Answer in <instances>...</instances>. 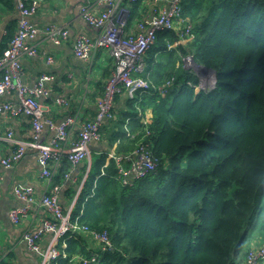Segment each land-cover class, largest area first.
I'll return each mask as SVG.
<instances>
[{
  "label": "trees",
  "instance_id": "1",
  "mask_svg": "<svg viewBox=\"0 0 264 264\" xmlns=\"http://www.w3.org/2000/svg\"><path fill=\"white\" fill-rule=\"evenodd\" d=\"M5 1L13 7V0ZM182 6L181 23L158 33L142 75L149 74L156 85L176 76V86L166 97L142 98L140 108L150 116L147 128L137 118V99H126L118 112L114 107L115 119L106 122L111 128L102 132L107 150L93 156L73 212L74 217L83 213L81 224L109 233L114 250L102 255L101 264H243L247 241L264 238V0H182ZM127 7L130 30L146 5L139 0ZM188 23L191 39L182 38ZM15 34L10 25L0 56ZM189 55L196 65L216 72L213 90L196 92L187 84L199 83L193 71L184 69L183 57ZM127 118H134V140L126 138ZM142 139L160 167L123 186L113 159L104 168L109 150L119 141L115 154L126 155ZM83 164L78 165L80 182L66 188L67 202L87 173L88 163ZM72 168L67 158L53 163L51 186L66 185ZM60 203L66 210L62 191ZM83 237L66 241L70 258L91 256Z\"/></svg>",
  "mask_w": 264,
  "mask_h": 264
},
{
  "label": "built area",
  "instance_id": "2",
  "mask_svg": "<svg viewBox=\"0 0 264 264\" xmlns=\"http://www.w3.org/2000/svg\"><path fill=\"white\" fill-rule=\"evenodd\" d=\"M48 0H15L19 13L18 29L8 48L0 56V98L12 97V100L0 102V116L28 117L32 125V139L28 142L16 141L17 149L10 155L0 158V172L13 168L21 161L30 150L36 151L39 155L38 162L41 166V178L51 180L53 163H60L62 154L59 147L61 142L67 141L73 128L78 124L77 118L73 115L65 117L56 122L47 116V108L40 99H50L51 90L48 83L55 77L43 74L33 85L28 86L24 82L25 69L21 62L23 56L38 57L39 49L36 44L28 45V41H35L39 37L51 42L55 46H61L70 38V30L65 26L48 25L40 28L34 23L33 18L37 14L42 3ZM126 0H97V5L104 6L100 12L93 10L90 1L80 7V15L92 28L98 30L100 35L93 40L87 35H78L74 41L73 51L77 58L88 60L97 51L108 49L114 61L111 78L108 80L104 94L98 99L97 113L94 119L81 124L79 137L67 159L76 168L83 162L88 163L87 173L81 180L77 194L71 205L65 210L60 203L62 185L51 186L48 193L42 195L39 200L36 198L35 189L32 186L17 185L14 194L23 206L10 211V220L13 224H19L27 218L29 211L34 205H39L51 219H45L42 225L32 232L24 234V241L31 252L41 256L39 264H58L62 260H69L70 263L80 264H101L102 255L112 252L114 245L107 231L99 232L90 229L87 225L80 223L82 212L77 217L73 212L78 198L83 190L88 177V171L92 165V144L102 141V127L115 119L113 109L117 95L125 94L127 99L136 100L138 110L137 118L141 123L148 125L150 116L140 108V103L145 95H159L166 97L176 86V76L162 85H156L148 74L146 78L142 75L145 71V57L147 52L157 41L160 32L171 31L178 28L181 23L183 6L182 0H142L145 5L142 19L136 24L134 30L127 31V21L124 18L128 8L123 7ZM139 0H128L129 3H136ZM190 22V21H189ZM193 37V25L188 23L184 26L182 38ZM180 41L169 45V49L177 47ZM48 57V63L52 62ZM184 67L187 70L199 73L192 55L183 57ZM213 77V76H212ZM214 78V77H213ZM209 83L210 90L216 86L215 80L210 83V76L199 78L197 85L188 82L196 92L205 90ZM213 88V89H212ZM124 90V91H123ZM58 105H68L65 99H56ZM134 118H127L124 124L126 138L136 139L138 133L130 131V123ZM45 129L54 133L48 144L43 143L42 135ZM150 133L147 131L146 136ZM7 139L14 140V131L7 132ZM119 144V141L117 142ZM113 159L117 167V180L123 186H132L137 181L157 173L160 161L153 156L151 148L142 139L136 148L126 155L109 153V158L104 166ZM71 173L66 175V180H71ZM4 178L0 176V191ZM46 234L51 238L45 247L40 241ZM76 234H82L96 241L100 246V253H92L90 257L74 256L69 257L65 251L66 241ZM244 264H264V245L249 250Z\"/></svg>",
  "mask_w": 264,
  "mask_h": 264
},
{
  "label": "crops",
  "instance_id": "3",
  "mask_svg": "<svg viewBox=\"0 0 264 264\" xmlns=\"http://www.w3.org/2000/svg\"><path fill=\"white\" fill-rule=\"evenodd\" d=\"M88 1H90L93 10L100 12L104 9V6L97 5V0H48L42 3L33 18L34 23L40 28L52 24L65 26L70 30V38L61 46H55L43 37H39L35 41H28V45L36 44L38 46V57L23 56L21 58L25 69L24 82L26 85L33 86L43 74L55 77L52 82L48 83L51 90L50 99H40L48 110L47 115L56 122L69 115L77 118L78 124L73 128L69 139L59 147L62 159L67 158V154L72 151L77 142L81 124L94 119L97 113L98 99L103 94L109 79L108 74L111 75L114 66L108 49L97 51L88 60L79 59L74 54L73 45L78 35H87L93 40L100 35V32L90 27L80 15V7ZM13 2L12 7L5 0H0V47L6 29L10 25H14L15 33L17 30L19 13L15 0ZM127 5L128 0L124 2L123 7L128 8ZM130 30H134V28ZM48 57H52L51 63L47 62ZM59 98L65 99L68 105L56 104L55 100ZM126 99V96H122L114 106L116 112L124 108ZM9 100H12V97L0 98V102ZM110 128V125L107 124L106 126L105 123L102 132L107 134V129ZM9 130L14 131V140L7 139ZM53 135L52 131L45 129L42 135L43 143L48 144ZM31 138L32 125L28 117L0 116V158L10 155L17 149L15 140L28 142ZM116 145L117 143L109 150L110 153H115ZM105 150H107L106 139L92 144L93 156L99 155ZM38 157L36 151L30 150L12 169L0 172V176L4 178L0 191V262L3 260L10 264H39L41 262L40 254L31 252L23 237L25 233L38 229L43 221L51 219V216L39 205H34L29 211L28 217L19 224H13L10 220V211L23 206L14 194V188L17 185L32 186L35 189L37 200L48 193L51 188L50 181L41 178L42 171ZM79 168L80 166L72 168V179L67 180L68 183L62 189V202L67 208L72 201L67 202L68 197L65 191L71 183L80 182L77 178ZM50 236L51 234L44 235L40 241L42 247L46 246ZM83 241L91 253H100V246L96 241L85 235ZM251 242L252 246L245 251L248 250L249 252V250L259 246L261 242H264V239L256 238ZM10 255H13V258H10ZM244 263L245 260H243Z\"/></svg>",
  "mask_w": 264,
  "mask_h": 264
},
{
  "label": "rangeland",
  "instance_id": "4",
  "mask_svg": "<svg viewBox=\"0 0 264 264\" xmlns=\"http://www.w3.org/2000/svg\"><path fill=\"white\" fill-rule=\"evenodd\" d=\"M128 16H129V14L128 13H125V15H124V18H125V20L126 21H128ZM185 69V68H184ZM187 70V69H186ZM214 77V74L212 75H210V77ZM205 90H210V86H209V83H207L206 85H205ZM130 128V127H129ZM130 131H131V129H130ZM124 132V131H123ZM133 133V132H132ZM118 145V144H117ZM117 145H116V147H117ZM116 149V148H115ZM256 233H258V231H255ZM257 238H259V237H257ZM254 239H256V237L254 238ZM260 239H264V238H260ZM262 245H264V242H261L260 244H259V246H262ZM252 246V242L250 241V239L247 241V243L244 245V249H247V248H249V247H251ZM259 246H256V247H259ZM247 252H248V250H246Z\"/></svg>",
  "mask_w": 264,
  "mask_h": 264
},
{
  "label": "water",
  "instance_id": "5",
  "mask_svg": "<svg viewBox=\"0 0 264 264\" xmlns=\"http://www.w3.org/2000/svg\"><path fill=\"white\" fill-rule=\"evenodd\" d=\"M197 67L201 68L198 74L195 73V74L198 76V78H201L202 76H205V77L208 76V77H209L211 74H212V75L214 74L215 84L217 83L216 72H215V71H213V70H209V69H206V68H204V67H202V66H199V65H197ZM194 72H196V70H195ZM212 89H213V88H212ZM89 172H90V171H88V173H89Z\"/></svg>",
  "mask_w": 264,
  "mask_h": 264
},
{
  "label": "bare ground",
  "instance_id": "6",
  "mask_svg": "<svg viewBox=\"0 0 264 264\" xmlns=\"http://www.w3.org/2000/svg\"><path fill=\"white\" fill-rule=\"evenodd\" d=\"M213 77H210V83L212 84L213 83Z\"/></svg>",
  "mask_w": 264,
  "mask_h": 264
}]
</instances>
